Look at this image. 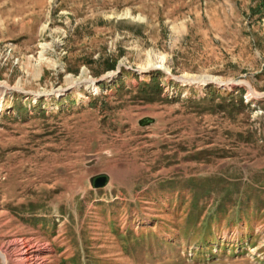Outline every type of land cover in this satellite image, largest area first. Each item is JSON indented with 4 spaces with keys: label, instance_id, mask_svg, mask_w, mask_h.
I'll return each instance as SVG.
<instances>
[{
    "label": "rangeland",
    "instance_id": "obj_1",
    "mask_svg": "<svg viewBox=\"0 0 264 264\" xmlns=\"http://www.w3.org/2000/svg\"><path fill=\"white\" fill-rule=\"evenodd\" d=\"M0 91L9 264H264V0H0Z\"/></svg>",
    "mask_w": 264,
    "mask_h": 264
},
{
    "label": "bare ground",
    "instance_id": "obj_2",
    "mask_svg": "<svg viewBox=\"0 0 264 264\" xmlns=\"http://www.w3.org/2000/svg\"><path fill=\"white\" fill-rule=\"evenodd\" d=\"M149 67H152L151 65L149 66ZM154 67H156L155 65H154ZM179 79H182V81L181 80H179V81H181V82H185V83H191V80L189 79V78H179ZM1 93H3L2 91H0V96L1 95H3V94H1ZM33 247V246H32ZM33 249V248H32ZM25 250V252L22 254V259H23V263L24 264H28V262H30V261H32V260H35V262H34V264H39V263H37V261L36 260H38L37 259V254H35L34 252V250H31V248L30 249H24ZM34 251V252H33ZM0 256H1V258H2V260L4 261V263L5 264H9V257L7 256V254L6 253H4V252H2L1 250H0ZM33 264V263H32Z\"/></svg>",
    "mask_w": 264,
    "mask_h": 264
},
{
    "label": "water",
    "instance_id": "obj_3",
    "mask_svg": "<svg viewBox=\"0 0 264 264\" xmlns=\"http://www.w3.org/2000/svg\"><path fill=\"white\" fill-rule=\"evenodd\" d=\"M177 80V78H175ZM152 122V120L150 119H145L143 122H141L142 125H148ZM107 177L104 176V175H99V176H95V177H92L90 179V183L91 185L94 187V188H101L103 186L106 185L107 183Z\"/></svg>",
    "mask_w": 264,
    "mask_h": 264
},
{
    "label": "trees",
    "instance_id": "obj_4",
    "mask_svg": "<svg viewBox=\"0 0 264 264\" xmlns=\"http://www.w3.org/2000/svg\"><path fill=\"white\" fill-rule=\"evenodd\" d=\"M112 69H114V64H110V65H108V67H107L106 70H112Z\"/></svg>",
    "mask_w": 264,
    "mask_h": 264
}]
</instances>
